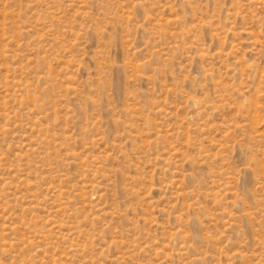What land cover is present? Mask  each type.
<instances>
[{
    "label": "rangeland",
    "instance_id": "1",
    "mask_svg": "<svg viewBox=\"0 0 264 264\" xmlns=\"http://www.w3.org/2000/svg\"><path fill=\"white\" fill-rule=\"evenodd\" d=\"M0 264H264V0H0Z\"/></svg>",
    "mask_w": 264,
    "mask_h": 264
}]
</instances>
